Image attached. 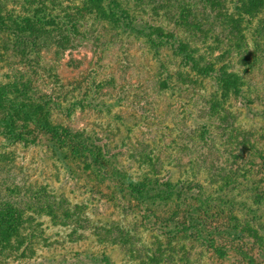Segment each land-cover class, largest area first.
Listing matches in <instances>:
<instances>
[{
  "label": "trees",
  "instance_id": "1",
  "mask_svg": "<svg viewBox=\"0 0 264 264\" xmlns=\"http://www.w3.org/2000/svg\"><path fill=\"white\" fill-rule=\"evenodd\" d=\"M37 1L42 6L15 13L5 11L0 0V173H11L17 150L33 152L53 169L52 177H65L82 192L70 204L46 186L36 192L42 202L37 194L27 195L38 203L24 206L20 196L30 192L22 184L30 181L25 178L20 185L1 179L0 264H116L117 259L123 264H264V101L242 75L258 63L259 45L246 47L243 40L231 39L230 48L220 49L207 36L203 16L212 11L231 37L232 29L240 33L241 23L261 13L264 0H241L233 13L225 14L215 8L217 0ZM47 1L51 9L43 5ZM164 18L169 24L162 23ZM92 24L106 44L122 35L140 40L161 72V91L181 97L187 90L176 91L185 83L184 73L200 83L205 95L198 92L188 99L186 94L181 105L198 132L200 149H206L203 158L210 156L209 166L189 162L180 171L185 177L176 180L170 173L137 174L126 169L119 156L124 146L121 150L113 136L58 122L87 109L111 115L116 103L88 95L94 80L86 95L69 97L76 89L64 92L59 82V92L50 89L26 57L35 56L42 44L65 49ZM94 37L99 39L98 33ZM230 54L237 57L234 64L226 57ZM213 122L218 137L210 130ZM190 171L206 178L200 183ZM56 189L62 192L64 186ZM103 207L111 211L99 210L100 220L81 235L78 213ZM41 217L70 230L53 238L42 229ZM127 217L135 218L137 226L122 227ZM138 228L156 239L143 256L141 248H132L131 233ZM81 241L86 245L79 248ZM66 244L74 247L67 250Z\"/></svg>",
  "mask_w": 264,
  "mask_h": 264
},
{
  "label": "rangeland",
  "instance_id": "2",
  "mask_svg": "<svg viewBox=\"0 0 264 264\" xmlns=\"http://www.w3.org/2000/svg\"><path fill=\"white\" fill-rule=\"evenodd\" d=\"M44 3L43 5L51 9L50 1ZM241 3V0H217L215 8L222 9L221 14H225L227 11L233 13V7ZM2 4L6 7L5 11L15 10V13L42 6L37 0H2ZM224 10L227 11L224 12ZM260 12L250 23H241L243 31L240 33L246 34V39L239 37L240 33L234 29H232L233 34L231 37L224 33L216 18L217 16L212 11H207L203 16L206 21L205 25H208L204 27L207 36L213 42H216L220 49L223 50L233 45L230 44L231 39L234 43L243 40L246 47L250 45L252 48V44L254 46L259 45L256 53L260 56L258 63L248 73H242V75L253 94L264 101V8ZM211 14L214 17L210 16ZM201 16L202 14H199L198 18L202 21ZM169 21V18H164L162 23L169 24ZM86 30L83 33L85 36L80 35L73 41L71 46L68 47L67 45L65 49L53 44H42L36 49L35 56L26 58L31 60L30 65L36 74L44 77L45 85H48L50 89L55 87L59 92L56 86V83L59 82L64 92L76 89L73 93L68 94L71 97L85 94V91L90 90L91 82L94 80L97 83L98 81V85L96 83L92 85L93 88H91L88 95H93L96 100L116 103V106L111 108V115L105 111L87 109L77 111L69 119L58 120V122H62L73 129L86 128L90 130L89 132L113 136L112 140L122 147L121 150L124 146L119 156L125 162L126 169L137 174L143 171L156 172L159 176L170 173L167 176H171L172 180H176L185 177L180 174V171L189 162H198L196 165L201 169L209 166L210 162L207 159L210 156L207 159L206 157L203 158L206 149H200L197 141L199 138L198 132L191 124V116L184 111L181 105L185 101L186 96L184 95L186 94L189 95V97L187 96L188 99L191 96L198 97V92L200 96L205 95V93L201 94L200 92V83L191 81L184 73L181 77L185 83L176 91L187 90L186 92L183 91L181 97L178 96L179 93L169 94L161 91L157 86V81H161V72H157L156 63L150 58L151 54L148 53L140 40L128 36L125 38L122 35L117 38L114 37L106 44L105 36L100 32L98 26L92 24ZM96 33H98L99 39L96 38L95 40L94 35ZM105 49H108V51H104ZM215 52V55L219 54L218 49ZM226 57L232 64L237 60V57L231 54ZM226 57H224V60L227 59ZM11 61L16 64L18 59L11 58ZM171 65L173 64L169 65V69L175 70V66L172 67ZM77 83L79 84L73 85ZM234 110L235 108H231L229 113L234 114ZM215 127L217 128V124L213 122L210 130L214 133V137H218L221 132ZM177 132L179 135H177ZM177 137L179 138L178 143H175ZM43 165L41 161L37 160L36 153L17 150L15 152V163L10 168L11 173H0V181L5 179L7 184L17 181L20 185L25 178L30 181V184H22L27 186L28 188H24L30 192V194L20 196L19 200H22L20 202L24 206L38 203L36 201L32 202L28 196L32 198L37 194L36 197L41 200L36 192H40V189L46 186H48L49 191L56 195L62 193L68 202L71 201L70 204L75 202V199L79 196L77 192H82L79 184L67 181L62 176L55 179L54 176L50 175V171H53V169L50 166V168L47 166L45 168ZM191 173L192 171L187 174L189 176L196 175L195 179L200 183L202 182L201 179L206 178L203 173L197 174L198 171ZM51 178L54 180H51ZM60 184L64 186V191H59V193L56 188ZM95 203L93 202V204ZM99 210L108 213L111 208L103 207L90 212L85 210L81 215L78 213L80 219L76 222V226L81 235L87 232L86 229H89L96 219L100 220ZM39 221L42 224V229L47 228V235L52 234L53 238L54 236H63L65 232L68 233L70 230V228L65 229V231L60 230L58 226L52 225V222L46 217H41ZM136 222L135 218L127 217L122 223V227L133 228V226H137ZM131 234L134 236L132 248L136 247L137 250L141 248L142 256L148 251L147 244L156 241L154 237H146L140 229L139 232ZM50 242L56 250L59 249V246L57 247V243H55L57 241L53 239ZM83 244V241H81L79 248ZM65 246L67 250L74 247L71 244ZM123 262L120 259L116 260V264H123Z\"/></svg>",
  "mask_w": 264,
  "mask_h": 264
}]
</instances>
